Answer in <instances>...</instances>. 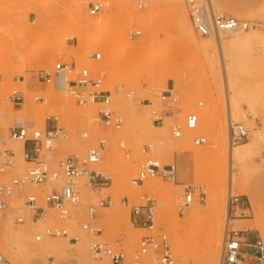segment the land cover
Returning a JSON list of instances; mask_svg holds the SVG:
<instances>
[{
	"label": "rangeland",
	"instance_id": "374dc122",
	"mask_svg": "<svg viewBox=\"0 0 264 264\" xmlns=\"http://www.w3.org/2000/svg\"><path fill=\"white\" fill-rule=\"evenodd\" d=\"M90 1L94 0H0V142L16 152L14 166L0 175V182L19 177L31 166L16 149L21 142L7 138V128L15 117L43 129L45 116H58L67 135L53 140L51 149L40 156L53 169H59V162L68 154L82 155L104 139L102 157L96 165L112 174L110 182L100 190L88 184L86 175L80 176L85 178V184L81 187L82 195L77 187L78 178L75 181L77 206L62 218L49 208L47 218L33 226L29 223L32 211L25 205L27 196H36L37 204L44 206L45 195L62 178L43 184L24 183L15 188L6 200V209L0 211L1 256L10 264H46L48 256L74 264H92L93 260L99 264L89 244L100 241L111 245L119 242L117 245L128 262L137 253L141 236L149 231L130 225L129 208L122 204L121 198L137 200L146 193L156 204L152 234L156 237L165 234L168 239L172 256L168 264H203V255L211 243L219 260L225 216L215 222L211 216L215 215L216 207L208 203L218 193L227 204L229 147L224 88L215 49L217 40L221 43L228 90L237 101L230 118L232 123L243 124L248 133L244 141L232 146L240 148L242 154L234 168L240 182L234 185L231 194L239 196L244 204L238 206L242 209L238 213L242 220H236L230 227L246 230L245 236L259 237L264 242V0H211L218 12L250 22L249 28L238 36L220 33L219 39L201 37L193 30L185 0H99L107 3L99 18L87 14ZM179 4L187 16L192 37L179 21L176 10ZM104 19L109 21L102 29ZM135 29L140 34L130 37L129 31ZM94 38L99 40L95 42ZM91 51L101 52L99 62L87 58ZM58 60L102 68V87L110 91L111 107L123 119L120 128L101 125L97 118L98 104L80 106L63 91L39 82L37 74L49 70ZM17 76L21 82L16 80ZM14 88L23 90L24 101L20 106L5 98ZM164 91L173 92L177 99H161ZM152 109L163 114L162 123L152 121ZM189 111L198 114L199 125L194 130L184 129ZM174 126L182 129V137H173ZM197 134L206 137L205 144L192 143ZM183 149L200 154L199 173L194 174L193 156L177 151ZM19 157L23 163H19ZM147 157L161 164H172L175 160L176 181L185 179L186 184L203 185L205 202L198 204L195 193V201L180 213L177 207L184 190L176 181L153 177L133 185L131 177ZM246 190L256 197L255 211L247 200ZM105 196H110L111 205L99 206ZM90 205L95 211L91 228L100 229L97 235L81 226ZM200 210L207 214L203 222L187 215ZM18 217L24 221L17 222ZM257 217L261 220L259 228L239 227L247 222L254 224ZM48 226L64 228L67 235L37 240L35 236ZM213 234L220 239L218 247ZM72 237L77 241L71 240ZM147 261L148 255H143L141 264Z\"/></svg>",
	"mask_w": 264,
	"mask_h": 264
},
{
	"label": "built area",
	"instance_id": "2783aa9c",
	"mask_svg": "<svg viewBox=\"0 0 264 264\" xmlns=\"http://www.w3.org/2000/svg\"><path fill=\"white\" fill-rule=\"evenodd\" d=\"M185 6L193 30L201 37L214 36L219 39L220 33L224 32H244L250 26L248 20L238 19L225 12H218L212 5L211 0H185ZM107 3L94 0L88 3L86 12L89 17L99 18L98 16L105 11ZM140 34V30H130L129 36ZM87 58L92 62L101 60L100 51H91L87 53ZM103 70L93 64H80L76 62H67L58 60L49 70H41L37 74L39 82L52 85L55 90L63 91L74 99L80 106H89L98 104L97 118L104 128L118 129L122 126V117L115 113L111 107V93L102 87ZM16 80L21 82L20 76ZM23 81V79H22ZM132 94V93H130ZM5 98L15 106H20L24 101L23 90L14 88ZM177 96L171 91H164L161 99ZM38 99H42L38 97ZM144 101V100H140ZM150 103L149 100H147ZM198 105H201L199 103ZM152 121L156 124L163 122V114L155 109L151 110ZM1 117V111H0ZM199 125L198 114L189 111L184 118V129L194 130ZM7 138L12 141L21 142V155L23 159L30 163L19 177L12 178L8 182H0V211L6 209V200L13 190L24 183L52 182L59 177L62 182L53 185L48 194L44 197L45 205H38L36 196L29 195L26 198V206L32 211L29 223L33 226L38 220L47 218V209H53L58 213L59 218L67 215L69 210L77 206L79 201L78 191L75 190V181L82 175H86L88 184L95 189L100 190L110 182V174L104 170H96V165L102 157V150L105 147V140L100 139L94 146L86 149L85 153L79 155L71 153L65 156L59 162V169L51 168L45 161L40 159L43 151L51 149L52 141L58 137H66L67 130L59 124L57 115H47L44 118V127L35 128L29 126L22 118H13L8 126ZM247 130L241 123L231 121L230 116L227 119L226 141L227 147L239 144L247 138ZM86 137V133L82 134ZM174 138L182 137V129L179 126L172 128ZM192 143L203 145L206 143V137L197 134L193 136ZM149 147V146H148ZM151 147V146H150ZM14 149L6 148L3 141L0 142V175L14 166ZM176 167L172 164H161L153 158H145L140 164L137 173L131 177L133 185H140L147 178L161 177L170 182H175ZM184 196L182 202L178 205V212L182 213L185 208L192 205L195 201V193L198 204H202L206 199V192L203 185H183ZM123 205L129 208V222L134 228H143L149 231L148 234L141 236L137 253L133 254L130 261L125 262V253L118 246L109 243L94 241L89 244V250L99 264H141V257L148 255V261L145 264H168L172 262L168 239L165 234L156 237L152 234L155 223V199L146 193L140 194L137 200H130L128 196L121 198ZM244 202L237 195L228 193L227 207L229 213L237 206H243ZM99 206H110V196H105L98 202ZM95 217L94 206H87L86 221L82 223V228L89 230L97 235L99 228H91V221ZM17 222H23L20 217ZM246 230H237L225 225L223 230L221 248L218 264H264V242L259 237H248L243 233ZM67 231L58 226L45 227L35 238L40 240L43 237L66 236ZM77 241V238H70ZM0 261L10 264L0 254ZM46 264H74L70 261H58L52 256H48Z\"/></svg>",
	"mask_w": 264,
	"mask_h": 264
},
{
	"label": "bare ground",
	"instance_id": "6f19581e",
	"mask_svg": "<svg viewBox=\"0 0 264 264\" xmlns=\"http://www.w3.org/2000/svg\"><path fill=\"white\" fill-rule=\"evenodd\" d=\"M176 10H177V13H178V16H179V21L182 24V27L184 28V31L189 35L190 29H189V26H188V24H189L188 21H187L188 19H187V16L182 12V7L180 6V4L178 6H176ZM108 21L109 20H105L104 19V21L102 22V29H105V27L108 25ZM254 28H256V27H254ZM224 33H228V32H224ZM240 33L241 32H233L232 34H234L235 36H238V34H240ZM190 35H191V33H190ZM191 37H192V35H191ZM92 40L97 42L99 40V38H94ZM215 45H216L215 49H217V56H218L217 59L219 60L218 62H219V66H220V69H221L220 78H221L222 85H223V88H224V93H223V96H224L223 97L224 98L223 101L225 102V106H224L225 108L224 109H225L226 116L228 118L229 116L232 117V110H234L236 108L237 101H236L235 95H230V90H228L226 73H225V69H224V59H223V55H222V48H221L220 40H217ZM213 54L210 53V55L212 57H215V55L213 56ZM26 59H25V62H24L25 65L27 64V60ZM28 59H30V58H28ZM231 90H234V88L231 87ZM262 136H264V132H262ZM16 149L18 151H20L21 150V144H17ZM183 150H185V149H183ZM241 154H242V150L240 148H237V147H231L230 148L229 147V149H228V152H227V163H228V167H227V183H228V186H227V188H228V193H231L233 188H234V185L238 184L240 182L239 178L236 177V174L234 173V168L236 167V161L238 160V158H239V156ZM193 155H194V161H195L194 162V164H195L194 165V172H195V174H197V173L200 172V169H201L200 168L201 160H200V156H199L200 154L198 152H194ZM18 161H19V163H23V159H21V157H19ZM101 167H103V166L101 165ZM94 168L96 170H98V171L99 170L103 171L105 169V168L104 169H100V164L95 165ZM84 184H85V178L84 177L78 178L77 187H80V192L82 193V195L84 194V189L81 188V187L84 186ZM245 194L247 196V200H248L252 210L255 211L257 209V205L258 204L256 202V197H255L254 193L251 190H246ZM209 197L211 199L212 195H210ZM211 200L212 201L208 203V206H212V207L215 206L216 207V209H214V211H216V213L215 212L213 213L215 215L211 216V218H213L215 222H219V220L221 218H223L224 216H225V224H229L230 225L232 223L237 222V221L231 220V218L229 216L230 213L228 211L227 204L225 203L224 196L222 194H218L217 193V195L214 196V198H212ZM209 208H211V207H209ZM204 211L205 210H200V211H198L196 213L188 212L187 215H188V217H190L194 221L198 220V221H202L203 222V220H206L205 218H207V214L205 213L206 211L205 212ZM233 213H235V211ZM208 217H210V215ZM258 219H259V217L256 218V221L252 219L253 221H255L254 224L249 223V222L245 223V225H244L245 227L244 228H259L260 225H261L259 221H261V220L258 221ZM65 222H67V221H65ZM69 222L71 223V221H69ZM69 222H67V223H69ZM72 224H73V222H72ZM213 236L215 238V245H216V247H218L220 239L216 238L215 234H213ZM219 236L220 235H218V237ZM215 253L216 252L214 251V244L211 243L209 245V248L205 251V253L203 255L204 256L203 259H202L203 264H216V263H218V256ZM91 263L92 264H98V262L94 261V260L91 261ZM0 264H5V262L4 261H0Z\"/></svg>",
	"mask_w": 264,
	"mask_h": 264
},
{
	"label": "crops",
	"instance_id": "0c3cea01",
	"mask_svg": "<svg viewBox=\"0 0 264 264\" xmlns=\"http://www.w3.org/2000/svg\"><path fill=\"white\" fill-rule=\"evenodd\" d=\"M1 122V121H0ZM21 148H22V145H21ZM15 151V150H14ZM177 151H180V152H186V153H188L189 155H192L193 156V160H194V155H193V153H191V152H188V151H185V150H177ZM20 153H21V150H20ZM16 156V155H15ZM174 165H175V160H174ZM194 174H195V172H194ZM186 180L184 179V180H182V181H176V183H178V186L179 185H185L186 184V182H185ZM242 209L240 208V207H236V208H234L233 209V212L235 211V213H232V216L233 217H230L231 218V220H234V221H236V220H242V219H239V211H241ZM244 210V209H243ZM231 214V213H230ZM245 223H243V224H241V225H239L240 226V228H242V229H249V228H244L245 226Z\"/></svg>",
	"mask_w": 264,
	"mask_h": 264
}]
</instances>
